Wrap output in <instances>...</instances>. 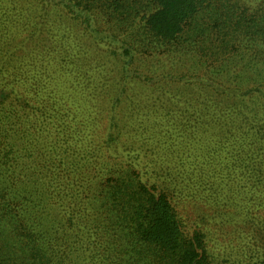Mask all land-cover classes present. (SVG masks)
Here are the masks:
<instances>
[{
    "label": "trees",
    "instance_id": "1",
    "mask_svg": "<svg viewBox=\"0 0 264 264\" xmlns=\"http://www.w3.org/2000/svg\"><path fill=\"white\" fill-rule=\"evenodd\" d=\"M133 1L0 0V264H264V208L247 210L264 202V0L261 15L244 0H149L142 16ZM167 46L203 73H162L143 94L138 51ZM158 83L186 122L154 115ZM175 125L202 147L174 150L193 155L184 171L155 178L140 157ZM186 184L231 201L240 223L214 236L206 226L236 209L208 215L214 201L184 189L201 213L179 215Z\"/></svg>",
    "mask_w": 264,
    "mask_h": 264
},
{
    "label": "rangeland",
    "instance_id": "2",
    "mask_svg": "<svg viewBox=\"0 0 264 264\" xmlns=\"http://www.w3.org/2000/svg\"><path fill=\"white\" fill-rule=\"evenodd\" d=\"M258 1H259V4L263 2L261 0H258ZM244 2H245L244 8L247 9V13L251 14L252 12H256L258 15H261L263 13L262 10H260L261 8L260 6L255 7L257 4L256 5L254 4V0H244ZM247 5L249 6V8L247 7ZM132 6L135 8L136 10L135 12H138L141 16L144 14H150L152 9H154L150 7L149 0H135L133 1ZM101 19L105 20L108 23V25L104 24ZM99 23H100L99 25H101L102 28H107V27L112 28L113 27L115 29L114 32L117 36L122 37L124 39L129 38V35L126 34L127 32L124 33L126 29L121 28L114 20L111 21L108 19V17L100 18ZM107 30L108 32L111 33L109 29ZM75 36L78 42H82V41L84 42V40H86L79 33H76ZM138 54H139V58L137 60V63L139 67L137 66L138 68L137 72L140 74L141 80H143L141 81V84L143 85L141 92L143 94L149 95V91L146 90L145 88L151 86L150 84L152 81L158 80L157 79L158 76H160L162 73H168V74L174 75L176 79H178L179 81H181V79L184 81L194 80L196 74L203 73L197 57L194 54L189 55L190 52L185 51V48H179V47L177 48L176 46H167L166 48H159L153 51H138ZM103 55L104 54L98 53V52L95 54L96 58L99 60L102 59V62L105 63V65L108 68H115L116 63L112 59H110V61L108 59H105ZM216 55L220 56L221 52L218 51ZM256 67L260 69H264L262 65H259ZM168 85L169 84L160 85L158 83L152 86V90L155 92L154 94L155 99L151 100L155 108L153 109L155 112L154 115L163 119V115L170 114L167 120L173 121V124L181 120L186 122L185 117H181V116L185 111V107L186 106L188 107V104H186L187 102L186 101L184 102L183 100H179V102H174L176 103L175 106H172L168 100H164L159 95L161 92L167 89L170 90V88L167 87ZM193 90L195 89L192 88V86L190 85V87L187 88L186 91H183L182 94L186 95L187 93H190V92L192 93ZM218 90L219 88H218V85L216 84L212 92L214 94H217ZM198 96L200 97V95ZM144 103L146 107L147 102H144ZM140 108L144 109L143 105H141ZM147 109L149 110L148 107ZM142 110L138 111L139 113L137 112V114H135L134 110L132 111L133 114H135L134 119L137 120V122H143V117L140 114ZM177 127H180V126L175 125L173 129L174 131L172 130L173 134H168L166 138H165L166 133L161 128L160 130L162 131V134H159V131H158L157 136L159 135L160 138L163 137V140L158 141V143H155L151 146L149 145L150 151L146 153V158L140 157V161L145 166L144 170L145 171L147 170L148 172H150L151 175H155V178H156V175L158 176V179H161V177L165 176L167 173L171 172V173L179 174L181 170L184 171L187 159L193 156V155L190 156L191 154L189 152L190 148L193 146L196 147V145H198L199 147H202L200 146L199 142L196 143L197 140H199L198 137L201 138V135H199L200 134L199 129H197L196 126L189 125L184 129L186 130L184 131L186 133L181 134V135L186 137L185 139H183L182 137L176 136L180 133L176 129ZM176 131H178L179 133ZM161 135H164V136H161ZM183 145L190 146L189 150L187 151L186 149H182L180 153L181 157L178 158L174 154L173 151L178 150L179 148H183L182 147ZM139 152H142V151H139ZM188 152H189V155L187 157ZM182 189L187 190V194L184 195V197L189 200H191L190 196H197V197L205 196V198H208L211 202L214 201L213 203H209L211 204V207L209 208V210L206 211L207 214L208 212L209 214L212 213L210 209L211 210L216 209V214H224L226 212V209L229 207L232 208V210L236 209L234 211V215H232V218L231 216L229 218L230 220H232V222L227 221L226 220L227 218H224L225 220L223 221L215 219L214 222L211 221L208 224V226H206V229H208L207 231H211L214 236L218 235L220 237V233L225 235V233H227V230L223 228L227 227V229L229 230L230 227L237 226L240 223L239 221H237L238 215H236V213L240 211L239 207L235 206L233 208L232 205L228 203L231 201L223 200V198L218 197L216 195L217 193L215 192H210V191L199 192L197 189V186L189 189L187 187V184L181 187L177 191V197L174 198L180 204L179 207L177 208V212L179 215L183 217L192 216L194 218L195 214H197L198 211L201 213V210L193 208L192 206L190 207L189 201L187 200L184 201L183 196L179 195V191ZM182 202H184V204ZM204 207L205 206H201L202 209ZM260 208H264V202H262L261 205L259 203V207L258 205L256 206L254 205V206H250L247 210L257 211V209H260Z\"/></svg>",
    "mask_w": 264,
    "mask_h": 264
}]
</instances>
